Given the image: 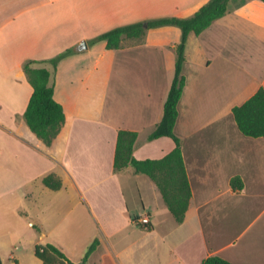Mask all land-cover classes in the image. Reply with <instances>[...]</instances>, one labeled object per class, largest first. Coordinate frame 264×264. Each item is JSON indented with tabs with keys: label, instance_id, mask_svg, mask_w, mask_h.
<instances>
[{
	"label": "crops",
	"instance_id": "obj_1",
	"mask_svg": "<svg viewBox=\"0 0 264 264\" xmlns=\"http://www.w3.org/2000/svg\"><path fill=\"white\" fill-rule=\"evenodd\" d=\"M209 1L0 0L3 264H44L35 248L46 244L74 264H202L211 256L264 264V137L244 135L233 114L264 85L262 0H230L222 18L189 35L175 127L192 190L185 220H175L150 177L130 167L114 172L121 130L138 134L139 160L176 147L171 137L149 136L164 116L182 30L151 28L117 49L91 41L134 23L192 17ZM83 40L88 48L76 50ZM29 61L50 70L66 114L50 145L25 119L34 90L23 69ZM49 175L61 180L59 190L44 184ZM142 213L151 229L135 221Z\"/></svg>",
	"mask_w": 264,
	"mask_h": 264
},
{
	"label": "trees",
	"instance_id": "obj_2",
	"mask_svg": "<svg viewBox=\"0 0 264 264\" xmlns=\"http://www.w3.org/2000/svg\"><path fill=\"white\" fill-rule=\"evenodd\" d=\"M264 2V0H262ZM230 0H210L203 5L192 17L189 18H162L146 22L134 23L107 31L91 42L104 40L107 49H117L121 46L124 37L142 41L147 31L160 26L175 25L182 30V40L176 48V75L165 103L164 116L157 124L149 139L171 137L176 147L161 159L139 160L134 156V148L138 134L121 130L114 159V172L118 173L126 168H132L137 174L150 177L158 186L163 199L178 223L185 220L188 211L192 190L183 157L181 139L175 133V127L179 117V102L186 85L183 75V66L186 60L185 49L189 35H200L208 29L214 21L222 18L228 10ZM147 25V26H146ZM63 53L51 60L56 67L59 61L65 57ZM37 61H29L23 65V69L33 86V94L25 111V119L30 129L47 145H50L59 134L66 122V114L63 106L56 101L55 89L50 84L51 72L47 68H34ZM234 118L240 131L249 137H264V85L242 105L233 109ZM44 184L53 190H59L62 186L60 179L49 175L43 179ZM231 184L236 190L243 188V181L239 177L232 179ZM151 229V225H146ZM96 240L89 248V254L97 247ZM36 256L44 264H74L58 247L53 244L37 245ZM0 264L3 261L0 256ZM202 264H230L226 260L211 256L203 260Z\"/></svg>",
	"mask_w": 264,
	"mask_h": 264
},
{
	"label": "built area",
	"instance_id": "obj_3",
	"mask_svg": "<svg viewBox=\"0 0 264 264\" xmlns=\"http://www.w3.org/2000/svg\"><path fill=\"white\" fill-rule=\"evenodd\" d=\"M135 221L145 226L150 225L151 222L150 217L145 213H142L139 217L135 218Z\"/></svg>",
	"mask_w": 264,
	"mask_h": 264
},
{
	"label": "water",
	"instance_id": "obj_4",
	"mask_svg": "<svg viewBox=\"0 0 264 264\" xmlns=\"http://www.w3.org/2000/svg\"><path fill=\"white\" fill-rule=\"evenodd\" d=\"M147 26V25H146ZM88 48V42L86 40L81 41V43L77 46L76 50L78 51H83L86 50ZM80 264H84V263H80Z\"/></svg>",
	"mask_w": 264,
	"mask_h": 264
}]
</instances>
